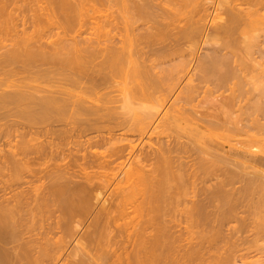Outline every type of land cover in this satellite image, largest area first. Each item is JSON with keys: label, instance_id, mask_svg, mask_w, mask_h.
<instances>
[{"label": "bare ground", "instance_id": "1", "mask_svg": "<svg viewBox=\"0 0 264 264\" xmlns=\"http://www.w3.org/2000/svg\"><path fill=\"white\" fill-rule=\"evenodd\" d=\"M259 39L264 0H0V264L213 258L235 183L264 175L224 142L264 134Z\"/></svg>", "mask_w": 264, "mask_h": 264}, {"label": "rangeland", "instance_id": "2", "mask_svg": "<svg viewBox=\"0 0 264 264\" xmlns=\"http://www.w3.org/2000/svg\"><path fill=\"white\" fill-rule=\"evenodd\" d=\"M263 39V38H262ZM262 39H259V41L260 42H257V43H259V45H263L264 43V40L263 41H261ZM241 45H243V47L241 46ZM258 45V44H257ZM232 49H234V51H233V54H232V49H230V51H229V49H227L228 50V54H230V57L228 58V56L229 55H227V60L228 61H230L229 62V64L230 63H233L232 65H233V67H230V69L232 70V68H233V72H235L236 73V70H241V71H239V74L240 73H242V71H243V69H242V67H241V65L243 64V63H245V64H249V62H248V56L246 57H243L244 55H246V50H244L245 49V47H244V44H240V45H232V46H230ZM238 47V50L239 51H242L244 54H243V56H241V54H242V52L240 53V52H238L237 50H236V48ZM242 48V49H240V48ZM257 47V46H256ZM259 48V46L256 48V50ZM261 49H264V47L262 46L261 47ZM239 54V56H241V57H243V59L245 58H247L246 60L247 61H244L243 59H241V57H237L238 55H237V53ZM235 53H236V55H235ZM232 54V55H231ZM233 55L235 56V58H233ZM256 57H258V56H260L259 54H256L255 55ZM232 57V59H230ZM238 58H240V59H238ZM260 58H262V57H260ZM260 58H258V59H260ZM233 59H235V60H233ZM232 60L234 61V62H232ZM236 60L237 61H240V60H243V62L241 63V65H240V62H236ZM261 60V59H260ZM262 61V60H261ZM248 62V63H247ZM235 63V64H234ZM231 65V66H232ZM239 65V66H238ZM234 66H235V68H238V69H236L235 70V68H234ZM243 66V65H242ZM246 66V65H245ZM245 66H243V68L245 67ZM240 67V68H239ZM250 67H248V65H247V67L246 68H244L245 70L243 71V73L242 74H240V75H244V72L246 73V72H248V70H250L249 69ZM250 72V71H249ZM236 75V74H235ZM240 75H238L237 76V78H234V80L235 79H238L239 78V76ZM249 75H250V73H249ZM242 76H240V77H242ZM244 77H248V73H246V76L244 75ZM243 78V77H242ZM241 78V79H242ZM249 78V77H248ZM248 78H245V81H243V79H242V81H243V83L244 82H248V85L250 86L251 85V83H249V82H251V79L253 78V77H250V81H249V79ZM246 79H248V81H246ZM238 80H240V79H238ZM232 82L234 83H236V80L235 81H233L232 80ZM239 82V81H238ZM241 82V81H240ZM240 82H239V84H238V86H236L237 84H232V86L233 87H236V88H238V91L240 90V88H241V90H242V82H241V85H240ZM252 83H253V80H252ZM240 86V87H239ZM242 86V87H241ZM249 86H246V89H247V87H249ZM236 91V90H235ZM257 91V90H256ZM240 92V91H239ZM238 92V93H239ZM260 92H262V91H260ZM258 94H262V95H264V92L263 93H259V90H258V92L256 93V96L258 95ZM261 95V96H262ZM260 95L258 96L259 98L261 97ZM258 97H255V99L257 98L258 99ZM263 97V99H264V96H262ZM262 97L260 98V99H262ZM260 101V100H259ZM258 101V102H259ZM261 102H264V100L263 101H260V103ZM262 104V103H261ZM263 106H264V104H263ZM263 110H264V108H263ZM252 111V110H251ZM264 113V112H263ZM255 114H257L256 112H255ZM260 115H262L261 113H260ZM259 114H258V116H260ZM255 116V115H254ZM257 116V115H256ZM261 117V120H264L263 119V117L262 116H260ZM260 119V118H259ZM264 123V122H263ZM4 128H6V127H4ZM10 128V127H9ZM11 129H13V128H11ZM4 131V130H3ZM7 131H8V133H9V135H6L7 134ZM6 134H5V133ZM4 132H2V134H3V136L2 135H0L1 137H0V152L3 154V153H7L8 152V150H10V149H14L13 147L14 146H12V145H14V129L11 131L10 129H6V131H4ZM13 133V134H11V133ZM223 131H221V133H222ZM225 132V131H224ZM223 132V133H224ZM226 133V132H225ZM11 134V135H10ZM228 134V133H227ZM205 137H206V134H205ZM256 137V139H257V137H258V141L256 142V143H254L253 145H254V147H252L251 148V146H250V144H252V141H251V139H249L248 140V138H245V137H243L244 138V140L246 139V141H245V143H244V145L245 144H247V145H249V146H244L243 147V145L242 146H240V142L241 143H243V139H238V138H236V140H240V142L238 143V141H236V140H229V139H227V141H229V142H227V141H224L225 142V146H232V145H237V147H238V149L240 150V155H238V156H236V157H233L232 156V158H238V159H236V160H239V159H241V161H239V162H244V163H246V164H248V165H257V167H259L260 168V173H259V175H263L264 174V134H258L257 136H255ZM241 138V137H240ZM262 139V141H260ZM248 140V141H247ZM255 140V139H254ZM221 141H223V140H221ZM230 141H232L231 143H230ZM234 141H236L235 143H234ZM249 147V148H248ZM254 148V149H253ZM261 148V149H260ZM259 149L261 150V152L259 151ZM73 153H76L75 151L73 152ZM78 154V153H77ZM257 157V158H256ZM242 160H244V161H242ZM226 162H228V161H226ZM249 162V163H248ZM252 163V164H251ZM229 163H227V165H224V166H227V169H228V167H229V165H228ZM225 169H226V167H225ZM249 169V168H248ZM249 170H251V168L249 169ZM248 170V171H249ZM259 170V169H258ZM262 170H263V172H262ZM253 171V170H252ZM4 172H6L5 174H4ZM2 173V174H1ZM0 173V184L2 183V182H4V181H6L7 179H8V183H10L11 185H14V179L12 178V176H11V172H8V171H2ZM6 174H7V176H6ZM10 174V175H9ZM1 175H2V178H1ZM4 175H5V177H4ZM10 176V178H8L9 176ZM244 179H243V178ZM241 178H242V181H241V178H240V181H239V183L237 184V183H235V189L233 188L234 186H228V187H230V190H228L226 187V189L229 191V193H230V191H232V189H234L233 190V193H231V194H233V197H234V195H235V197L234 198H236V200L238 201H236V200H234V201H236V202H231L232 204L233 203H235L234 205L236 206L235 207V209L237 210V211H234L233 212V210H235L234 209V207H233V209H232V206H231V204H228L229 203V201H228V203H226V204H228V206L229 207H231L230 208V211H231V213L232 214H230V211H228L229 209V207H227V205L225 206V207H227V209L225 208V212H227V213H229V214H226V218H225V220H223V221H226L223 225L224 226H222L221 228H222V230H224L225 232H223L222 230L221 231H218L220 228H219V226H218V232H221V236H218L219 238H217V240H215V243L216 242H220L221 240V244L219 243L218 244V246L217 245H215V243L214 242H212L211 244L212 245H210V246H212V247H208V245L210 244V243H206L209 239L208 238H206L205 239V243L207 244H205V247H208V248H212V249H214V250H216L215 248H213V246H216V248H218V250H220L221 252H223L222 254L223 255H225L226 253H229L230 254V251H229V249L230 250H234L232 247H233V245H235L234 246V248H236L237 250L238 249H240V248H238L239 246L241 247V245H243L242 246V248L243 249H245L244 247H246V251L245 250H238L239 251V253L242 251L243 252V254H241V255H245L244 257L242 256L241 257V255H240V257L242 258H240V257H237L238 258V260H239V258H240V262H243L244 261V259H246L245 261H244V263H242V264H245V262L247 261V263L246 264H248V261H251V263L252 262H254V261H256L257 260V264L259 263V264H261L262 262V264H264V212H263V210H264V179H261L262 177L264 178V175L260 178V179H258L257 181H255V183L253 184L252 182L250 183L249 181V179L247 178V177H250V175L248 176V175H246L245 176V174H243V176H242ZM245 178L248 180H246V181H244L245 180ZM260 180V181H259ZM211 182H213V179H211L210 180ZM244 181V182H243ZM263 181V182H262ZM211 182H209V184H211ZM214 182H216V181H214ZM240 182H242V183H240ZM246 182V183H245ZM258 183V184H257ZM208 184V183H207ZM215 184V183H214ZM214 184H211V186L210 187H212V185H214ZM244 184H246L247 186H245ZM237 185V186H236ZM238 185L240 186V187H238ZM244 185V187H242ZM252 185H254L255 187L253 188V186ZM252 187V188H250V187ZM237 187H238V189L239 190H237ZM242 187V188H241ZM246 187V190L245 189H243V188H245ZM232 188V189H231ZM241 188V189H240ZM252 189V190H251ZM235 190H237V191H235ZM241 190V192L238 194V191H240ZM245 190V191H244ZM253 190L255 191V192H253ZM260 190V191H259ZM262 190V191H261ZM234 191H235V193H234ZM245 193H244V192ZM236 192H237V194H236ZM253 192V193H252ZM242 193V194H241ZM246 193H249V194H246ZM258 193H260V194H258ZM253 196H252V195ZM238 195L240 196V198L238 197ZM244 195V196H243ZM248 195H249V198H248ZM261 195V196H260ZM239 198V200L237 199V197ZM255 196V197H254ZM259 196H260V198H259ZM263 196V197H262ZM230 197H231V195H230ZM246 197V198H245ZM251 197L253 198V199H251ZM234 198H231V199H234ZM255 199V200H254ZM243 200V202H241ZM260 200V201H259ZM249 201V202H248ZM251 201V202H250ZM262 201H263V203H262ZM245 202V203H244ZM255 202H257V203H255ZM240 203V204H239ZM262 203V204H261ZM256 204H258V205H256ZM238 205V206H237ZM240 205V206H239ZM248 205V206H247ZM263 207H261V206ZM242 206V207H241ZM258 206H259V210H258ZM238 207V208H237ZM242 209V211H241V209ZM255 207H257L256 209H255ZM244 208V209H243ZM232 209V210H231ZM253 209V210H252ZM262 209V210H261ZM245 210V211H244ZM241 211V212H240ZM249 212V213H248ZM257 212V213H256ZM259 212V213H258ZM262 212V213H261ZM252 213H254V214H252ZM235 214V215H234ZM237 214V215H236ZM240 214L242 215L241 216V218H240ZM259 214V215H258ZM227 215H229V216H227ZM230 215H231V218H230ZM243 215H245V216H243ZM250 215H252L251 217H249ZM234 216V217H233ZM238 216V217H237ZM230 219H229V218ZM229 219V221H227L228 219ZM243 218H245V224L244 225H242L243 223H244V220H243ZM227 219V220H226ZM238 219H240V220H238ZM249 219V220H248ZM254 220V221H253ZM223 221H222V223H223ZM250 223H249V222ZM252 221V222H251ZM246 222H247V224H246ZM221 223V224H222ZM227 223V224H226ZM230 223V224H229ZM249 223V224H248ZM215 224L217 225V223L215 222ZM252 224V225H251ZM215 225V226H216ZM228 225V226H227ZM247 225V226H246ZM245 226H246V228H245ZM249 226V227H248ZM233 227V228H232ZM248 227V228H247ZM209 228V227H208ZM214 228H216V227H214ZM239 228V229H238ZM250 228H251V230H250ZM227 229V230H226ZM235 229V230H234ZM244 229V230H243ZM246 229H248V230H246ZM212 230H216V229H212ZM237 230H240V231H237ZM210 230L208 229V232H209ZM232 231V232H231ZM242 231V232H241ZM244 231V232H243ZM212 232V231H211ZM235 233V234H233V235H231V233ZM240 232V233H239ZM213 234L215 233V232H212ZM236 233H237V235H236ZM193 234V237L194 238H191L192 240V242L193 241H198L199 239H200V235H198L197 233H195V232H193L192 233ZM206 234H207V232H206ZM209 234H211V233H208V235ZM216 234V233H215ZM218 234V233H217ZM222 234H224L223 236H222ZM226 234V235H225ZM240 234V235H239ZM220 235V234H219ZM207 236V235H206ZM205 236V237H206ZM212 236V234L210 235V236H208L209 238ZM229 236V237H228ZM231 236V237H230ZM236 236H239V238L241 239V240H239V238L237 237L236 238ZM216 237H217V235H216ZM222 237V238H221ZM235 237V238H234ZM244 238V239H242V238ZM232 238L233 239H235V242L234 243H236L237 244V246H236V244H233V242H232ZM246 238V239H245ZM211 239V238H210ZM214 239V238H213ZM220 241H219V240ZM226 239V240H225ZM238 240V243H237V240ZM211 241H212V239H211ZM210 241V242H211ZM225 241V242H224ZM229 241L230 242H232L231 244H233V245H231L230 243H229ZM241 241H243V242H241ZM240 242L241 243H243V244H240ZM229 243V244H228ZM214 244V245H213ZM217 244V243H216ZM238 244H239V246H238ZM223 245V246H222ZM225 246V247H224ZM230 246H232V247H230ZM227 247V248H226ZM208 248H207V250H208ZM229 248V249H228ZM249 248V249H248ZM212 249H210V250H212ZM223 249V250H222ZM227 249H228V252H226L227 251ZM206 250V249H205ZM209 250V251H210ZM237 250L234 252V254L236 253V254H238V252H237ZM217 251V250H216ZM215 251V252H216ZM218 252L217 251V254L216 255H214L212 252H213V250H212V252H211V254H213L214 255V257L213 258H211L210 260L208 259L209 258V254H210V252H209V254H207L208 256H206V258L208 259L207 261H209L210 262V264H216L217 263V261H219V259L218 258H220L221 259V252ZM248 251H250V252H248ZM252 251H253V253H252ZM224 252H226L225 254H224ZM245 252V253H244ZM206 253H207V251H206ZM205 253V254H206ZM218 253H220V254H218ZM232 253V252H231ZM205 254H204V258H202L201 256V258H200V263L201 262H203L204 261V263L205 264H209V262H207L206 260H205ZM212 255V256H213ZM217 255H218V257H217ZM222 255V257H224ZM227 255L228 254H226V256L225 257H227ZM193 256H195V255H193ZM220 256V257H219ZM236 256H238V255H236ZM236 256H235V258H236ZM191 258H192V255L190 256ZM189 257V258H190ZM195 257H197V256H195ZM230 257V258H229ZM226 260L227 261H229V260H233V259H235V258H231V257H234L233 255H230ZM250 257V258H249ZM261 259L262 258V262L259 260L258 261V259L259 258ZM189 258H188V260H189ZM199 258L197 257V258H192L191 260H192V262H194L195 264L198 262H196V260H199ZM236 258V259H237ZM202 259H203V261H202ZM224 259V258H223ZM222 259V260H223ZM225 260V259H224ZM243 260V261H242ZM212 261V262H211ZM215 261V262H214ZM237 261V260H236ZM236 261H232V262H234V263H232L231 262V264H235L236 263ZM238 261V262H239ZM192 262H190V263H192ZM220 262V261H219ZM218 262V263H219ZM222 262V264H225V263H223V261H221ZM226 262V261H225ZM240 262H239V264H240ZM189 262H187L186 264H190ZM193 263V264H194ZM203 263V264H204ZM183 264H185V263H183ZM197 264H199V263H197ZM228 264V263H227ZM255 264H256V262H255Z\"/></svg>", "mask_w": 264, "mask_h": 264}]
</instances>
